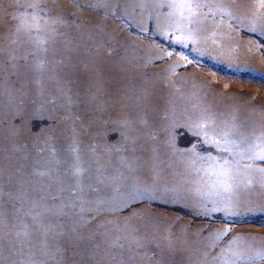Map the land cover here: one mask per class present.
<instances>
[{"label":"bare ground","instance_id":"bare-ground-1","mask_svg":"<svg viewBox=\"0 0 264 264\" xmlns=\"http://www.w3.org/2000/svg\"><path fill=\"white\" fill-rule=\"evenodd\" d=\"M196 3L195 16L186 10L181 16L174 0H0V264H121L125 255L150 241L169 244V238L163 242L152 233L160 230L154 222L153 230L141 233L136 228L129 234L123 231L130 227L125 220L110 218L130 195L189 205L220 196L230 199L234 210L264 212V160L252 158L259 151L257 143L264 141V96L250 109L246 104L255 99V92L221 96L219 87L237 88V83L226 78L216 82L213 74L198 71L200 75L193 72L185 81L184 100L191 106L206 101V115L213 117L196 116L193 109L184 117L161 112L158 105L176 99L162 87L175 79L183 83L173 76L184 62L152 69L165 54L152 53L151 44L124 34L112 20L124 18L140 30L151 20L160 36L177 33L184 46L192 43L201 53L205 49L225 66L261 69L254 49L249 51L226 22L215 23L203 13L207 9L241 24L249 21L264 32L254 0ZM138 65L143 66L137 72ZM209 87L211 91H205ZM222 104L231 105L228 113ZM38 116L56 124L34 134L31 123ZM15 118L21 122L18 126ZM209 121L206 131L229 133L232 148L242 157L237 168H246L234 173L230 192L214 186L216 176L202 182L197 169H187L178 150L159 149L150 138L162 131L160 125L187 124L200 132L199 126ZM110 129L122 138L111 142ZM176 130L168 131L174 135ZM77 168L81 175L74 174ZM237 240H242L238 246H243L244 259L264 257V238L239 235ZM74 245L75 253L68 250ZM135 258L130 256L129 263L136 264Z\"/></svg>","mask_w":264,"mask_h":264},{"label":"rangeland","instance_id":"rangeland-1","mask_svg":"<svg viewBox=\"0 0 264 264\" xmlns=\"http://www.w3.org/2000/svg\"><path fill=\"white\" fill-rule=\"evenodd\" d=\"M253 4L254 7L257 9V11L260 10L258 19L263 21L264 0H254ZM96 12L108 16L101 9H96ZM137 13H139V11ZM203 13L207 16L209 20H212L215 23L219 22L222 25L225 24L224 22H226L229 28H231L232 31L238 35L239 39L248 45L247 49L249 51L254 49L261 58L262 61L261 69H255V70L249 68L237 69L236 65H234V67L232 65L225 66L224 62L210 58L209 55L205 52V49L201 50L204 52L201 53L199 48L194 47L192 43H188V45L186 44L184 46L183 45L184 42H181L177 39L178 36L177 33L171 32L169 33L168 37L160 36L159 34L156 33L153 23H151V20L147 21L146 27L148 26V28L146 30H140L136 28L133 25V23L127 21L124 18L115 17V16L112 17V20L123 29L124 34L129 35L134 40L139 41V43L141 44H145L148 46H150L151 44V46L153 47L152 53L155 52L156 54L157 53L165 54L164 59L158 60L155 64H152L151 66L152 69L155 70V68L156 69L162 68L163 66L177 60H182L184 62V64L177 70V72L174 73L173 76V78L176 77L183 78L184 79L183 83L177 84V79H175L173 84H165V86L162 87L164 88V90H167L170 93L172 91L173 96L176 99H172L166 104L158 105V109L161 112L170 111L172 113L182 115L181 117H184L187 114L191 113V109H193V112L196 116L199 117L207 116L206 115L207 111L205 109L206 107L210 106L209 103L206 104V101H199V102H194L193 105L191 106L189 103H187L184 100L185 81L187 80L188 76L193 75V72H198V71L201 73L213 74L216 82L222 78H226L230 81V83L231 81L237 83V86H235L237 88H233L232 84L231 86H224L222 88L219 87L217 93L220 94L221 96L228 95L229 93H232L236 96H244L247 93L251 95L252 92H255V99L252 100L250 103L246 104V106L249 107L250 109L253 107L254 102H258L261 99V97L264 96V32L258 30L256 27L254 28V26H251V23H249V21L248 23L241 24L238 21L225 18L224 15L214 16L213 13L212 12L209 13L207 9H203ZM108 50L111 51L112 47ZM120 55L121 53L118 51V56ZM140 66L143 65L137 66V72ZM212 88L213 87H209L205 91L210 92ZM222 106L223 109L226 110L228 113L231 108V105L227 106L226 104H222ZM207 117H213V115H208ZM14 120H15L14 121L15 126L21 124L19 119L15 118ZM55 124L56 122H54L53 120L38 116L32 120L31 129L34 134H37L41 130H43L42 128H47ZM202 124H207V122H204ZM156 126H159V123H156ZM174 128H177L174 135L170 134V131L168 130H173ZM174 128L170 126L163 127L160 125L158 130H162V131L150 135V138L154 143L153 145H156L159 149L170 147L178 150L177 152L178 156H180L183 159V161L188 163L187 169L188 170L197 169V171L200 173L199 176L202 182H208V181L211 182V180H213L215 177V176L209 177V175L205 174V172L203 171L202 162L199 159L201 156H206L208 153H212L213 156H217V157L223 156L228 159L229 167L231 168V172H232L233 182L235 178L234 173L237 170L246 169V168H240V169L237 168L238 164H241L239 161L241 160L242 157H240V154L237 153L235 149L232 148L231 154L227 152L217 153L215 146H209V144L205 143V140L208 139V137H205L203 135H197L196 133L198 131L192 125L180 124L179 126ZM208 129H210V127H206L204 131ZM199 130H201L200 127ZM51 136H52L51 133H47V137L49 139L51 138ZM216 136H212V139H219L220 143L223 144L224 141L221 138V136L220 135H216ZM109 137L111 142H116L122 138V135L110 129ZM172 137H173L172 141H174L175 145L172 144V141L170 142V139ZM122 145L125 146L126 143L125 144L122 143ZM156 153L162 154L161 152H156ZM51 154H55V152L53 151L51 152ZM115 155L116 153H114V156ZM145 163L146 160L141 162V164H145ZM160 164L162 165L163 163ZM242 165L245 166V163H242ZM261 165L264 166L263 162ZM171 167L173 168V171H176L177 168L173 166ZM183 175H192V174L183 173ZM206 178H208V180ZM212 194L213 196L215 195L214 193ZM215 199L213 200L216 202H211L213 201L211 198L209 199L211 200L210 201L211 203L208 201V203L202 205H189L174 200L162 201L158 198L148 197L146 195L126 196L123 199L124 203L118 205L116 217L110 214L109 215L110 218L112 217L111 218L112 220H115V218H118V220L120 219L121 221L125 220L124 222L130 225V227L128 226L125 227L123 231L125 230L124 232L129 234L132 233L131 231H136V230L138 231L140 230L139 232L141 233H144L145 231L148 230H153L155 228L151 225L154 222V224L157 227H159L160 230H158L157 232L154 231L152 233H158L159 238L161 237L163 242L168 240L169 238L170 245L168 243L155 245L150 241L147 244V247L140 248V251L134 250L133 252H137L135 255L133 252H131L128 255H125L122 259L121 264H130L129 263L130 256L134 258L136 257L135 258L136 264L137 263L138 264H163V263L175 264L176 262H177L176 264H188V263L208 264L209 261H210L209 264H222V261L218 259L222 255H227L229 264H233V262H235V264H244V263L264 264V257L262 258L263 260L259 258L254 262H250L249 259L246 258L244 259L245 256L243 255H242L243 257H241V254H243L244 252L241 251L243 249V246L240 247L238 246V244H240L242 240L236 241V237H239V235L243 236V238L244 237L247 238L249 236L250 237L258 236L264 238V214H263L264 212H259V211L254 212L252 210L246 209V210H241L243 211L242 213L241 211L234 210V208L231 206L233 202H231L232 204L229 203L227 201L228 198L227 199L224 198L225 199L224 200L223 198L218 196ZM121 206L122 208L120 209ZM150 209L161 211L162 213H165V215L164 214L157 215ZM9 216L10 213L7 214V217L9 218V220H12L11 217ZM13 216L16 217L15 214H13ZM88 218L92 219L93 216L89 214ZM128 220L131 222H135L136 226L133 227L132 224L127 222ZM168 222H169V227H164L165 225H167ZM163 224L165 225L163 226ZM139 225L141 226V228ZM162 228L163 229L165 228L166 230L164 231ZM127 230L130 232H127ZM179 230H180V234H179ZM225 231L228 232V235L221 240H217L216 238L217 234L223 233ZM178 242L180 243L178 244ZM166 245H169V247L167 246L166 248L165 247ZM230 245H231V249L229 248ZM198 246L200 248H198ZM75 248L76 245H74V249L70 248L68 250L69 251L74 250L75 253ZM224 250H226L225 253ZM175 254H176V258H175ZM236 256L239 257V259L237 260L234 259V257ZM178 258H180V260ZM158 259L159 260L166 259V260L161 261L163 262L161 263ZM167 260L168 262L166 263ZM241 261L244 262L242 263Z\"/></svg>","mask_w":264,"mask_h":264},{"label":"snow or ice","instance_id":"snow-or-ice-1","mask_svg":"<svg viewBox=\"0 0 264 264\" xmlns=\"http://www.w3.org/2000/svg\"><path fill=\"white\" fill-rule=\"evenodd\" d=\"M174 6L181 10V16H184V10H186L190 16H195L196 8L198 7L196 0H174ZM210 125L211 121L207 122V124H201L199 126L201 131L197 132L196 134L208 137V139L205 140V143L209 144V146H215L217 153L227 152L231 154L233 141L228 138L229 133L225 132L222 134H217L214 131H212L211 133L209 131H204V129L206 127H210ZM213 135H220L224 143L221 144L219 139H212ZM256 147L259 149V151L252 158L264 160V141L257 143ZM199 159L202 162V167L205 174L209 176H216L214 186L222 188L225 192H230L232 188L231 181L233 177L231 168L229 167L228 159L223 156H213L212 153H208L206 156H201ZM74 174L81 175L82 172L79 168H77ZM24 235L26 238L30 236V234L27 232H25ZM45 235L47 236V232L45 233ZM227 235L228 232L225 231L223 233H218L216 238L217 240H221ZM229 248L231 249V245L229 246ZM218 259L222 261V264H229L227 255H222ZM237 259H239V257H237ZM233 264H235V262H233Z\"/></svg>","mask_w":264,"mask_h":264}]
</instances>
